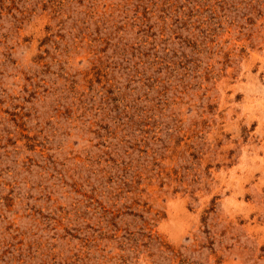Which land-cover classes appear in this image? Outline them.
Listing matches in <instances>:
<instances>
[{
    "label": "rangeland",
    "instance_id": "rangeland-1",
    "mask_svg": "<svg viewBox=\"0 0 264 264\" xmlns=\"http://www.w3.org/2000/svg\"><path fill=\"white\" fill-rule=\"evenodd\" d=\"M0 264H264V0H0Z\"/></svg>",
    "mask_w": 264,
    "mask_h": 264
}]
</instances>
